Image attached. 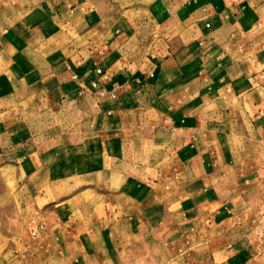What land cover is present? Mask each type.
<instances>
[{
  "label": "crops",
  "instance_id": "0c3cea01",
  "mask_svg": "<svg viewBox=\"0 0 264 264\" xmlns=\"http://www.w3.org/2000/svg\"><path fill=\"white\" fill-rule=\"evenodd\" d=\"M121 2L0 0V166L72 264H264V0Z\"/></svg>",
  "mask_w": 264,
  "mask_h": 264
},
{
  "label": "rangeland",
  "instance_id": "374dc122",
  "mask_svg": "<svg viewBox=\"0 0 264 264\" xmlns=\"http://www.w3.org/2000/svg\"><path fill=\"white\" fill-rule=\"evenodd\" d=\"M135 7L130 0L113 5L111 11L120 18L103 22L104 27L111 22L116 28L132 32L136 19L143 15ZM64 184L61 181L55 187L61 191ZM252 205L258 208V217L264 224V196L256 197ZM47 206L28 193L14 166H0V264H72L58 253L46 232Z\"/></svg>",
  "mask_w": 264,
  "mask_h": 264
},
{
  "label": "built area",
  "instance_id": "2783aa9c",
  "mask_svg": "<svg viewBox=\"0 0 264 264\" xmlns=\"http://www.w3.org/2000/svg\"><path fill=\"white\" fill-rule=\"evenodd\" d=\"M97 71H98L99 73H101V72H102V69L99 68ZM42 227H43V226H41V228H42ZM33 233L36 234V231H34Z\"/></svg>",
  "mask_w": 264,
  "mask_h": 264
}]
</instances>
